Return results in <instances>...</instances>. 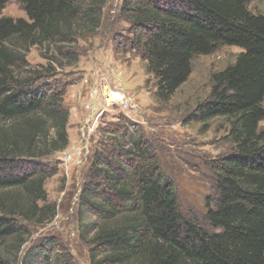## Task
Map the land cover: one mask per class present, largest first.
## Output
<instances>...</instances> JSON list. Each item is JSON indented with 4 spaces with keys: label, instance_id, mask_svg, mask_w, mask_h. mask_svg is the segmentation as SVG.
<instances>
[{
    "label": "trees",
    "instance_id": "trees-1",
    "mask_svg": "<svg viewBox=\"0 0 264 264\" xmlns=\"http://www.w3.org/2000/svg\"><path fill=\"white\" fill-rule=\"evenodd\" d=\"M107 1L21 0L28 20H14L2 17L9 0H0V264H9L1 253L8 242L22 239L17 217L46 218L54 210L38 207L48 201L45 184L54 170L37 162L69 146L65 88L56 81L54 64L79 62L71 45L97 34ZM249 3L124 1L131 44L161 104L188 81L196 57L222 47L241 50L233 64L213 75L209 96L192 115L204 126L227 120L233 149L211 165L217 196L207 203L210 232L184 218L173 183L154 163H145L141 141L132 143L134 157L118 159L111 173L103 171L112 201L96 210L108 216L120 205L127 210L121 222L101 226L94 236L105 256L101 262L94 256V264H264V15L249 11ZM35 46L58 47L59 59L32 70L25 56ZM22 264L72 263L41 251L29 252Z\"/></svg>",
    "mask_w": 264,
    "mask_h": 264
},
{
    "label": "rangeland",
    "instance_id": "rangeland-1",
    "mask_svg": "<svg viewBox=\"0 0 264 264\" xmlns=\"http://www.w3.org/2000/svg\"><path fill=\"white\" fill-rule=\"evenodd\" d=\"M124 1L108 0L97 34L90 38L79 37L75 46L71 45L80 55L77 64L66 66V61L61 59L58 65L54 64L56 81L65 88L63 106L69 112L66 150L79 144L81 127L90 115L85 105L90 103L91 85L120 87L135 98L139 110L104 108L99 96V108L105 112L87 160L78 166L73 155V161L65 163L58 159L65 150L37 161L54 170L45 184L48 201L38 207L48 205L54 210L46 218L24 221L17 217L23 230L22 239L9 241L1 252L9 264H22L29 252L41 251L72 264H94V256L95 262H101L105 256L94 246V236L101 226L121 222L127 210V206L120 205L115 208L117 214L114 211L115 215L109 216L96 210L112 201L103 171L111 173L118 159L127 162L129 157H134L131 151L136 141H141L140 151L146 154L145 163H154L162 177L173 183L184 218L214 231L206 219L207 203L217 196L211 165L233 149L228 135L230 126L222 118L204 126L192 115L197 105L209 96L213 75L233 64L241 50L222 47L212 55L196 57L188 81L168 104H161L155 97L154 79L146 74V63L131 44L133 28L122 14ZM248 9L255 15H264V0H250ZM2 17L28 20L21 0H9ZM56 49L55 46L32 47L25 56L29 68L48 67L52 59H59ZM260 128L264 129V122ZM135 158L138 163L143 162L137 155ZM106 162H111L112 166H105ZM94 163L101 164L95 166Z\"/></svg>",
    "mask_w": 264,
    "mask_h": 264
},
{
    "label": "built area",
    "instance_id": "built-area-1",
    "mask_svg": "<svg viewBox=\"0 0 264 264\" xmlns=\"http://www.w3.org/2000/svg\"><path fill=\"white\" fill-rule=\"evenodd\" d=\"M88 82V81H86ZM101 96L103 107L107 109H120L127 112H138L139 105L135 98L123 91L118 86L102 85L96 83L90 87V103L85 105L86 109H90V115L86 118L85 123L81 127L79 144L70 151H65L59 160L63 162H72L73 155H76V165L80 166L87 160V156L91 153V146L98 138V127L100 118L104 114V109L99 108L98 98Z\"/></svg>",
    "mask_w": 264,
    "mask_h": 264
}]
</instances>
